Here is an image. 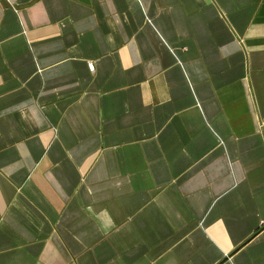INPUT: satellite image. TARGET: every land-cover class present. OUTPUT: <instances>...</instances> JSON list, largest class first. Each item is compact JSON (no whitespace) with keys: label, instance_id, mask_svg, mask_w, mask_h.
Masks as SVG:
<instances>
[{"label":"crops","instance_id":"1","mask_svg":"<svg viewBox=\"0 0 264 264\" xmlns=\"http://www.w3.org/2000/svg\"><path fill=\"white\" fill-rule=\"evenodd\" d=\"M0 264H264V0H0Z\"/></svg>","mask_w":264,"mask_h":264},{"label":"built area","instance_id":"2","mask_svg":"<svg viewBox=\"0 0 264 264\" xmlns=\"http://www.w3.org/2000/svg\"><path fill=\"white\" fill-rule=\"evenodd\" d=\"M90 68H91L92 71H94V66H93V64H90Z\"/></svg>","mask_w":264,"mask_h":264}]
</instances>
